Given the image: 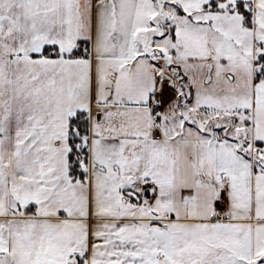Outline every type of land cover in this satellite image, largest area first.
<instances>
[{
  "label": "snow or ice",
  "instance_id": "6c2138e0",
  "mask_svg": "<svg viewBox=\"0 0 264 264\" xmlns=\"http://www.w3.org/2000/svg\"><path fill=\"white\" fill-rule=\"evenodd\" d=\"M0 264H264V0H0Z\"/></svg>",
  "mask_w": 264,
  "mask_h": 264
}]
</instances>
